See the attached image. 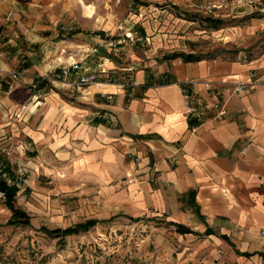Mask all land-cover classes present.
Instances as JSON below:
<instances>
[{"label":"crops","instance_id":"0c3cea01","mask_svg":"<svg viewBox=\"0 0 264 264\" xmlns=\"http://www.w3.org/2000/svg\"><path fill=\"white\" fill-rule=\"evenodd\" d=\"M125 1L122 14L78 6L79 19L59 0H0V113L32 106L22 138L82 174L104 210L168 223L155 227L165 264H264V53L169 58L174 50L159 46L168 35L126 13ZM162 1L140 12L172 15L209 0ZM119 23L137 43L108 45ZM72 61L80 69L67 79L94 81L69 89L44 77ZM237 83L246 88L232 91Z\"/></svg>","mask_w":264,"mask_h":264},{"label":"rangeland","instance_id":"374dc122","mask_svg":"<svg viewBox=\"0 0 264 264\" xmlns=\"http://www.w3.org/2000/svg\"><path fill=\"white\" fill-rule=\"evenodd\" d=\"M122 1L59 0L58 4L69 5L70 10L75 6L76 17L80 19L82 15L78 6L87 4L92 12L100 14L121 9L119 12L122 14ZM128 1L124 2L126 13L132 12L142 21H149L152 33L168 35L159 45L165 50H184L205 58L227 59L239 54L254 59L264 53V23L260 22V11H253L252 6L226 0L227 4L207 12L199 11L197 5L216 0L199 1L185 10H175L172 15L163 13L155 16L153 12L164 4L162 0ZM147 2L154 3L156 8L149 7L153 12L143 14L140 6ZM206 17L219 19L220 23L215 25ZM154 19L161 21L158 27ZM116 31L122 34L106 35V39L115 40V46L127 39L132 44L138 42L136 36L132 35L131 41L125 35L122 23L116 26ZM118 39L120 43H117ZM112 44L108 42L109 46ZM92 50L91 47L87 52ZM31 107H4L0 113V170H7L0 177L17 186L14 204L29 218L27 225L9 223L8 220L13 219L12 212L5 205L4 197L0 198V264H165L169 251L157 240L163 231L155 227L157 222L164 226L169 224L104 210L101 202L91 200L90 193L85 192L88 188L79 184L85 179L82 174L68 169L66 162H61L54 154L51 156L46 149L43 153L42 149L35 151L22 138V115L30 112ZM88 220L94 223L85 230L67 235L51 232L52 229L73 227ZM174 225L177 232L187 233L178 231Z\"/></svg>","mask_w":264,"mask_h":264},{"label":"built area","instance_id":"2783aa9c","mask_svg":"<svg viewBox=\"0 0 264 264\" xmlns=\"http://www.w3.org/2000/svg\"><path fill=\"white\" fill-rule=\"evenodd\" d=\"M236 2L243 3L245 5H248L249 7L252 6V7H254V11L258 10V11L264 12V0H236ZM225 4H227L226 0H216L212 3H207V4L201 3V4L197 5V9H199V11L210 12L215 7H217L219 5H225ZM256 4L259 5V7H257ZM130 40L132 41L133 38L130 37ZM120 42H121V40L118 39L117 43H120ZM112 45L115 46L116 43H113ZM0 57H1V50H0ZM79 69H80V67L78 66V62L74 61V62L68 64L67 66H63L60 69L52 68L48 73L49 75H44V77L47 78L51 84H55L57 82H62L64 80L63 84L66 85L65 87L69 88V89H71L73 87H83V86L90 84L92 81H94L93 75H85V74L77 75L73 80L71 78L67 79L69 77V75H71L73 73L72 70L77 71ZM9 76H10V78H12V80L16 79L19 76V72H16V71L9 72ZM12 86H13V84H12V82H10L8 84V89H11ZM249 86L251 88L254 86V84L250 83ZM244 88H246V85L244 83H237L232 88V91L236 92V91H239V90L244 89ZM185 97H187V94L185 95ZM194 111H195V109L192 107H189L187 109L188 113H192ZM223 113H225V110L223 108H221L220 111L218 112V114L221 115ZM134 177L135 176H133L132 174H129V175H127V180L131 181L134 179ZM2 197H4V192H2L0 190V198H2Z\"/></svg>","mask_w":264,"mask_h":264},{"label":"trees","instance_id":"16d2710c","mask_svg":"<svg viewBox=\"0 0 264 264\" xmlns=\"http://www.w3.org/2000/svg\"><path fill=\"white\" fill-rule=\"evenodd\" d=\"M134 3H137V0H133ZM206 20L209 21H213L215 23V25H217V23H220L219 19H214L211 17H206ZM167 57L169 58H174V57H181L184 60H199L203 57L202 55L196 54L194 52H176L173 51L172 53L168 54ZM5 172L7 170H4ZM3 170H0V175L4 172ZM17 186H15L14 184H9L6 182V180H4L3 178L0 177V190L2 192H4V199H5V205L7 206V208L12 212V216L13 219L8 220L9 223H22V224H29V218L26 214L25 211H23L22 209L18 208L15 206L14 202H15V194L17 191ZM94 221L93 220H88L83 224H77L73 227H67L64 229H52L51 232L55 233V234H59V235H67L69 233H74L77 232L79 230H85L89 225L93 224ZM177 230L180 232H190V228L185 227L183 225L180 224H176Z\"/></svg>","mask_w":264,"mask_h":264}]
</instances>
